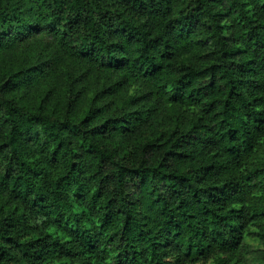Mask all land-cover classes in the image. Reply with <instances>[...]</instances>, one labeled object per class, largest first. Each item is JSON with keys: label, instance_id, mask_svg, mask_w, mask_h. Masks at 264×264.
Returning a JSON list of instances; mask_svg holds the SVG:
<instances>
[{"label": "trees", "instance_id": "obj_1", "mask_svg": "<svg viewBox=\"0 0 264 264\" xmlns=\"http://www.w3.org/2000/svg\"><path fill=\"white\" fill-rule=\"evenodd\" d=\"M2 50L0 264L264 257V0H0Z\"/></svg>", "mask_w": 264, "mask_h": 264}, {"label": "rangeland", "instance_id": "obj_2", "mask_svg": "<svg viewBox=\"0 0 264 264\" xmlns=\"http://www.w3.org/2000/svg\"><path fill=\"white\" fill-rule=\"evenodd\" d=\"M37 50H40V46H37ZM25 53V52H24ZM24 53L22 52H10L4 51L0 52V75L1 73L5 72V67H9V65H16L19 66L18 61ZM63 72H65L63 70ZM61 75H54L51 78H47L44 81L40 82L39 85H28L24 88H18L15 90V96L21 98L22 103L26 102L29 103L31 107L40 106L51 110L57 104L62 106L63 98L65 97L67 84L65 78ZM41 81V80H40ZM84 86H86V90L83 93L82 99L79 103L75 106V111H82L86 105L91 100H93L98 92V87L95 83H91L90 80L87 82H83ZM81 85H75V89L81 88ZM62 101V102H61ZM147 126L151 127L155 130H162L163 126L159 123L154 124L150 123ZM263 246L256 241H249V251L247 254V264H264V257L263 253ZM213 264V263H209Z\"/></svg>", "mask_w": 264, "mask_h": 264}]
</instances>
